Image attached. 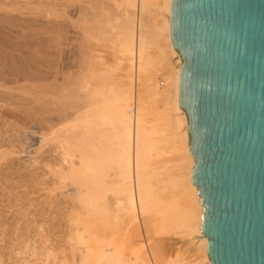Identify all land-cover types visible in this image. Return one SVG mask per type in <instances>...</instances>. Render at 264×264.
<instances>
[{
    "label": "rangeland",
    "instance_id": "374dc122",
    "mask_svg": "<svg viewBox=\"0 0 264 264\" xmlns=\"http://www.w3.org/2000/svg\"><path fill=\"white\" fill-rule=\"evenodd\" d=\"M157 3V0H152L153 5ZM136 9L132 12L124 5L123 0H0V43L8 51L13 50L16 55L36 50L37 55L41 53L40 58L43 57L46 61L45 64L43 58L39 61L38 56L33 57V61L41 62L42 67L31 70L28 74L20 72L15 77L5 72L3 78H0V84L4 86L0 89L5 90H0V264H80L81 245L77 244L76 239L81 234L80 228L87 226L88 218L85 214L73 213L77 207V185L71 186L68 182L58 180V169L54 167L61 164L62 152L56 147L60 141H52L50 137L58 130V135L62 136L81 131L78 122L87 111L90 98L89 89L83 83L89 81L92 86L99 84L89 79L92 77L91 71L98 67V58L108 63V55L112 52L111 43L126 22L125 12L129 11L130 14H127L132 16L134 13L136 23L139 17ZM156 10L157 7L153 6L152 14H147L146 19L152 21ZM15 45L17 49L20 47L23 50H16ZM50 47L53 50L45 51ZM25 48L27 49L24 50ZM61 48L65 50V54L61 52ZM57 49L62 56L68 55L70 58L61 57L65 62L59 59L55 56ZM46 56L52 61H47ZM65 65H69V68L66 69ZM44 72L50 74L46 73L45 76ZM125 77V68L122 66L120 70L108 75L106 83L113 84L117 90H123L126 89ZM16 78L20 79L19 82ZM61 101H66L67 105ZM38 104L43 107L39 105L42 108L38 109ZM64 115L68 118L60 121ZM58 116H62L60 120ZM43 118L49 121L46 122ZM54 120L60 122L56 125ZM48 126H51L50 130ZM73 127L76 129H72ZM44 136L48 139L46 145L41 144ZM160 153V157L153 158V163L158 169L166 168L165 173L160 176V180L165 183L157 184V180L153 183L151 213L140 218L139 229L142 237L149 240L148 251L152 259L161 257L170 263L196 264L197 254L189 251L184 244L177 243L182 236L173 230L167 231V226L160 225L166 209L175 208L184 212L189 206L187 194L166 182L168 177L176 174V167L180 162L179 152L174 147L163 146ZM76 157L77 153L73 158L77 162ZM76 220L83 221L80 224ZM74 223L79 226H74ZM97 223H91L87 229H95L98 232L96 234L101 235L103 229ZM148 223L150 227L145 225ZM119 226L114 224L112 228L117 230ZM157 227H162V230L156 231Z\"/></svg>",
    "mask_w": 264,
    "mask_h": 264
},
{
    "label": "bare ground",
    "instance_id": "6f19581e",
    "mask_svg": "<svg viewBox=\"0 0 264 264\" xmlns=\"http://www.w3.org/2000/svg\"><path fill=\"white\" fill-rule=\"evenodd\" d=\"M157 2L153 5L152 0H123L124 5L133 10L132 12L137 8L136 12L138 10L139 17L137 16L135 23L134 13L133 16L128 15L130 13L126 10L128 14L127 12L123 14L126 22L115 41L111 43L112 52L108 55V63L98 58L99 61L96 64L99 68L90 70L92 77L89 79L99 84L92 86L89 81L83 83L89 89L90 98L86 97L89 98L88 109L78 122L80 123L78 127L82 128L81 131L74 135L62 136L58 135L60 133L58 130L50 137L52 141H60L56 147L62 152L61 164L59 167H54L58 169L56 172L58 180L68 182L71 186L77 185L75 194L77 207L73 213L79 215L82 213L88 218L87 226L80 228L81 234L76 235L77 244L81 245L80 264H177L176 262L170 263L161 257L152 259L148 251L149 240L142 237L138 225L141 217L151 213V197L156 180L157 184L165 183L160 180V176L165 173L166 168L158 169L153 163L154 157L161 156L163 146L174 147V150L180 154L179 159L182 165L179 162L176 174L170 176L171 178L168 177L166 182L174 189L179 188L187 194L189 206L184 212L175 208L166 209L160 225L167 226V231L173 230L182 236L177 243L184 244L189 251L197 254L195 255L196 264H209L207 239L200 231L203 208L198 191L191 180L194 159L190 155L187 119L184 111L179 107V79L182 62L170 40L172 0H157ZM153 6L157 7L154 12V19L157 21L146 19L147 14H152ZM1 45L0 78H3L5 72L15 77L20 72L28 74L31 70L42 67L39 61L44 58H40L41 53L37 55L36 50L32 52L29 50L30 53L20 52V55H16L13 50L8 51L5 45ZM14 48L18 50L20 47L17 49L15 45ZM50 48L45 51L53 50L52 47ZM22 50L23 48H20L18 51ZM63 51L65 52L64 49L61 50ZM61 52L56 53L55 56L59 59L61 57L70 58L68 55L65 56L64 52L62 56ZM33 57H37L39 61H33ZM43 61L46 64L45 59ZM47 61L51 62L52 59ZM7 65H9L8 69ZM68 66L65 65L66 69L69 68ZM122 66L126 73L124 85L126 89L117 90L113 84H107L106 80H108V75L115 70H120ZM46 73L44 72L45 76ZM0 87L4 86L0 84ZM66 101L61 102L65 104ZM68 104L71 103L68 102ZM39 105L43 107L42 104ZM41 106L38 109H41ZM30 109L28 110L31 111ZM65 115L61 120L62 116H58V119L66 120L69 116ZM44 118L43 120L46 119ZM58 122H55L56 125ZM62 127L65 128V126ZM47 142V136L42 137L41 144L46 145ZM75 152L78 154L77 162L74 159L76 163L73 161ZM97 222L103 229L101 235L98 234L99 236L95 229H87L91 223ZM114 224L120 225L116 228L117 230H113L112 225ZM145 225L151 226L149 223ZM74 226L79 225L74 223ZM159 228L157 227L156 231L162 230V227ZM132 232L137 234H130ZM89 242L91 243L88 244Z\"/></svg>",
    "mask_w": 264,
    "mask_h": 264
},
{
    "label": "water",
    "instance_id": "95a60500",
    "mask_svg": "<svg viewBox=\"0 0 264 264\" xmlns=\"http://www.w3.org/2000/svg\"><path fill=\"white\" fill-rule=\"evenodd\" d=\"M209 264H264V0H172Z\"/></svg>",
    "mask_w": 264,
    "mask_h": 264
}]
</instances>
